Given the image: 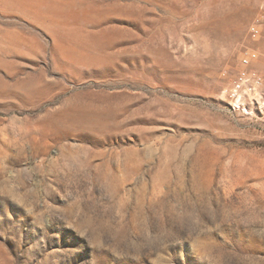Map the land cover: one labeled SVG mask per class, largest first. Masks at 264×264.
<instances>
[{"label": "rangeland", "instance_id": "1", "mask_svg": "<svg viewBox=\"0 0 264 264\" xmlns=\"http://www.w3.org/2000/svg\"><path fill=\"white\" fill-rule=\"evenodd\" d=\"M263 6L0 0V264H264Z\"/></svg>", "mask_w": 264, "mask_h": 264}, {"label": "built area", "instance_id": "2", "mask_svg": "<svg viewBox=\"0 0 264 264\" xmlns=\"http://www.w3.org/2000/svg\"><path fill=\"white\" fill-rule=\"evenodd\" d=\"M247 39L238 69L224 89L225 103L235 113L264 120V72L255 64L264 56V6L249 22Z\"/></svg>", "mask_w": 264, "mask_h": 264}]
</instances>
